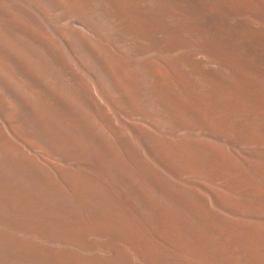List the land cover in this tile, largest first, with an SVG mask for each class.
I'll return each mask as SVG.
<instances>
[{"label": "bare ground", "instance_id": "bare-ground-1", "mask_svg": "<svg viewBox=\"0 0 264 264\" xmlns=\"http://www.w3.org/2000/svg\"><path fill=\"white\" fill-rule=\"evenodd\" d=\"M0 264H264V0H0Z\"/></svg>", "mask_w": 264, "mask_h": 264}]
</instances>
